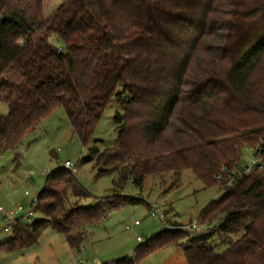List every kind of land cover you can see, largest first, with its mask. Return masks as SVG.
<instances>
[{
	"label": "trees",
	"instance_id": "trees-1",
	"mask_svg": "<svg viewBox=\"0 0 264 264\" xmlns=\"http://www.w3.org/2000/svg\"><path fill=\"white\" fill-rule=\"evenodd\" d=\"M43 2L0 0V157L61 106L116 189L189 170L224 190L200 211V233L173 223L104 264H138L167 245L182 247L186 264H264V0H64L48 17ZM113 99L116 138L99 149L89 143ZM243 145L258 163L226 186ZM71 174L46 175L30 203L39 217L13 220L0 250L47 227L78 249L105 209L125 201L83 207ZM215 234L225 251H214Z\"/></svg>",
	"mask_w": 264,
	"mask_h": 264
},
{
	"label": "rangeland",
	"instance_id": "rangeland-1",
	"mask_svg": "<svg viewBox=\"0 0 264 264\" xmlns=\"http://www.w3.org/2000/svg\"><path fill=\"white\" fill-rule=\"evenodd\" d=\"M63 1L44 0L43 15L50 16ZM51 42L62 47L55 37ZM116 110H120V105L113 99L95 129L91 146L102 149L114 143ZM7 112V104L0 103V115ZM241 153L243 164L256 159L250 146L243 145ZM93 155L74 133L65 109L60 106L28 133L15 151H7L0 157V205L3 214L14 212L11 218L0 212V242L10 237L11 231L4 228L13 220L20 218L29 222L39 217L35 211L28 216L32 209L30 203L44 187L46 175L64 168L66 160L76 168L71 175L87 193L80 200L81 206L125 200L117 208L105 209V217L91 227L78 249L66 243L63 233L47 227L35 242L21 249L0 250V264H104L134 256L139 244L166 227L173 228V223L184 227L195 222L201 227L192 233L203 231L200 211L224 193L217 185L203 186L189 170L182 171L178 178L170 173L151 174L145 177L142 186L128 181L123 188L116 189L112 184L113 173L98 166ZM154 206L162 211L164 219L150 215ZM135 220L139 224L133 226ZM127 226L131 228L126 229ZM137 236L143 241H137ZM210 244L218 253L228 247V243L221 242L216 234ZM138 264H186V259L182 247L167 245L150 252Z\"/></svg>",
	"mask_w": 264,
	"mask_h": 264
},
{
	"label": "built area",
	"instance_id": "built-area-1",
	"mask_svg": "<svg viewBox=\"0 0 264 264\" xmlns=\"http://www.w3.org/2000/svg\"><path fill=\"white\" fill-rule=\"evenodd\" d=\"M257 163H258V160L257 159H253L250 164L241 165V169L237 170L238 172L233 173V174H231V175H229L228 177L225 178L226 186H231L236 181V179L239 178L242 175L243 172L245 173V172H248V171L252 170L257 165ZM64 166L66 168L70 169L72 173H74L76 171V168L74 166H72V164L68 160L64 161ZM259 167L260 166H258V168ZM216 179H218V180L221 179V176L220 175L217 176ZM17 210L21 211V207H18ZM0 212L3 214V208H2L1 205H0ZM3 215H4V217L11 218L14 215V212L10 211V212H7V214H3ZM30 215H31V212H29L28 216H30ZM150 215L158 216V217H160L162 219L164 218V215H163L162 211L159 210V208L157 206H154L153 208H151ZM138 224H139V222L137 220H135L134 223H133V226H136ZM198 227H201V226H199L197 223L193 222V223L188 224V225H186V226H184L182 228H184V229H186L188 231H193V230H197ZM130 228H131L130 226L126 227V229H130ZM4 230L8 232L10 230V225L5 227ZM136 239L139 242L143 241V238L139 237V236H137Z\"/></svg>",
	"mask_w": 264,
	"mask_h": 264
},
{
	"label": "crops",
	"instance_id": "crops-1",
	"mask_svg": "<svg viewBox=\"0 0 264 264\" xmlns=\"http://www.w3.org/2000/svg\"><path fill=\"white\" fill-rule=\"evenodd\" d=\"M95 264H99V263H95Z\"/></svg>",
	"mask_w": 264,
	"mask_h": 264
}]
</instances>
